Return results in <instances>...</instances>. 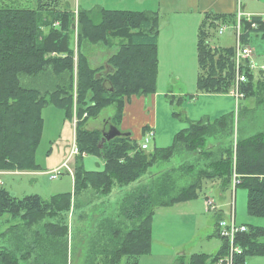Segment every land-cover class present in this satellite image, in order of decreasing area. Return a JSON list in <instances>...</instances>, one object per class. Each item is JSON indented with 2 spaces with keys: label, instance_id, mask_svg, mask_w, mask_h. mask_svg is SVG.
Returning a JSON list of instances; mask_svg holds the SVG:
<instances>
[{
  "label": "trees",
  "instance_id": "obj_1",
  "mask_svg": "<svg viewBox=\"0 0 264 264\" xmlns=\"http://www.w3.org/2000/svg\"><path fill=\"white\" fill-rule=\"evenodd\" d=\"M37 4L36 10L18 9L2 5L0 0V171H40L35 164V152L41 137V112L48 106L62 110L65 120L75 119L78 151L101 158L104 168L102 171H85L79 158L73 175L72 193L55 195L49 200L36 195L14 198L0 183V218L8 214L14 221L19 219L28 226L49 214L55 217L68 212L72 198L87 187L93 188L99 196L108 195L114 186L124 188L139 183L150 167L183 153L187 156L196 154L210 161L198 169L184 161L176 169L172 168L158 177L152 176L148 183L138 184L128 194L125 193L118 211L121 219H103L97 233H102L105 241L93 261L85 264H138L140 257L150 253L155 211L197 199L206 182H221L225 191L231 189L233 169L240 177L237 187L247 191V214L264 218V132L245 139L236 138L220 154L204 150L207 139L227 132L231 135L233 120L230 114L215 121L202 119L195 122L180 112H172V117L184 120L187 127L174 136L171 146L155 148L151 153L140 150L139 144L129 134L104 142L99 149L100 131L85 128L89 118L96 119L102 109L112 106L115 114L114 120L110 118L111 125L118 129L124 106L131 97H148L155 93L157 14L101 9L78 11L77 19L80 21L74 51L73 12L66 8L58 10L56 0H37ZM43 12L47 15L44 16ZM234 15H207L199 27L196 88L201 93L226 94L234 87V47H211L208 41L211 29L217 33L218 24H232ZM252 34H264V21L259 16H252L250 22H244L238 41L247 45ZM114 40L122 43L118 44L117 54L106 63L110 72L102 75L99 68L90 66L84 52L86 43L110 44ZM136 51L144 53V56H137ZM244 70L240 68L239 71L247 79L239 84V91L246 99L258 91L256 87H264V73H245ZM24 77L27 78L26 85L22 84ZM74 78L76 111L72 113L70 102ZM166 97L171 105L178 107L185 100L184 97L174 100V96L169 94ZM84 113L86 117L82 118ZM146 132L147 128H143V134ZM172 172L182 176L174 179ZM185 176L190 177V182L180 185ZM216 218L217 223L221 217L216 215ZM53 228L55 237L66 235L65 226L55 224ZM260 239H264V229L259 227H249L247 233L237 238L243 251L238 263L244 264L248 256H264V242H259ZM40 244L43 253L46 247ZM63 247V244H56L57 259L61 258ZM31 253L32 250L27 255ZM225 253L226 243L221 241L215 255L192 254L189 264H214ZM17 254V250L0 247V264H18L25 260L18 259ZM31 264L39 262L34 260ZM176 264H182L180 257Z\"/></svg>",
  "mask_w": 264,
  "mask_h": 264
},
{
  "label": "rangeland",
  "instance_id": "obj_2",
  "mask_svg": "<svg viewBox=\"0 0 264 264\" xmlns=\"http://www.w3.org/2000/svg\"><path fill=\"white\" fill-rule=\"evenodd\" d=\"M52 1V0H50ZM176 4L169 7L163 4V0H154L152 3L155 6L156 14L161 18V22H164L168 16L174 19L178 24H189L182 14V5L174 0ZM247 1V0H244ZM115 0H56L57 9L67 8L73 12L74 26L72 31L74 35L72 37L73 47L75 51L76 39H77V9L92 11L102 7L107 10H123V5H114ZM12 5L13 8L18 9H34L37 8V0H2V5ZM178 4V5H177ZM250 7H259L264 12V0H248ZM55 5V4H53ZM177 5V6H176ZM241 2L238 0V7L242 13ZM237 12V11H236ZM44 16L47 12H43ZM50 14V13H49ZM246 14V13H245ZM250 15V14H249ZM252 16V15H250ZM264 17V15H261ZM98 17V15H97ZM100 20V19H98ZM176 23V24H177ZM211 33L208 34V41H210L211 47H234L235 40L231 30H227L223 35L218 36L214 29H211ZM76 33V37H75ZM185 34V32H183ZM83 44V41H81ZM119 43H103L98 42L95 44H87L86 46L91 48H98L96 51L100 58H95L94 65L99 63L98 59L102 62H108V60L117 54ZM163 44V43H162ZM187 37L182 35L178 39V53L176 56L183 60V65L178 64L177 60L173 62H167L164 60L160 63L158 70V82L155 87L157 99L155 106L153 126L154 137H151L146 149V153H151L155 148H167L172 145L174 136L181 130H183L186 124L184 120L172 117V112H180L182 114L185 110V116L190 121H199L203 115L214 116L211 121H215L221 116L228 115L233 120L232 133L229 136L226 134L212 137L207 139L204 150H211L214 154H220L224 149L228 147L229 142L245 139L253 136L259 132H264V87H256L258 91L246 99L235 101L230 92L214 96V101L206 98H198V102H193L192 99L185 98L181 107L171 105L169 103L168 95L170 91H176V83L171 82V87L166 88L164 86L165 78L173 76L171 71L179 73H188L190 70L186 67L188 60L192 58V52L188 48ZM248 47L251 50V57L258 64H264V34H252ZM101 52H100V51ZM102 52H104L105 56ZM95 54V52H92ZM137 56L143 57L144 53L136 51ZM103 56V57H102ZM107 57V58H105ZM102 62V63H103ZM171 69V70H170ZM169 75V76H168ZM182 76L179 83L181 86H185L186 89H192V86L188 85L190 79ZM27 78H22V84H25ZM187 81H184V80ZM24 80V81H23ZM174 81V76L172 77ZM183 81V82H182ZM186 84V85H185ZM26 85V84H25ZM74 93L71 103L72 113L76 111V79L74 78ZM191 87V88H190ZM197 90V88H196ZM161 92V93H160ZM200 94L201 93L197 90ZM230 95L228 97L227 95ZM164 95V96H163ZM227 96V97H226ZM90 95L88 96L89 100ZM151 97V96H150ZM148 96L146 100L150 99ZM178 97H174L176 100ZM181 101V100H180ZM185 103V105H184ZM51 107L44 108L41 112L42 128L41 137L35 152V164L39 166L38 172H23V173H10L6 174L0 171V180L2 181L3 188L14 198L21 199L27 196H39L43 200H49L52 196L62 195L72 192V177L75 175V167L79 158L82 159V166L85 171L94 172L102 171L104 163L102 159L93 155H86L78 151L77 155H72L71 151L77 146L75 142V127L71 130L70 124L69 130L64 129L61 134V122L62 110ZM115 110L112 106L105 107L99 113V117L96 119L89 118V122L97 127H103V124L107 122L111 117L114 120ZM147 116V115H146ZM191 116V117H190ZM86 117V113L82 115V118ZM193 117V118H192ZM61 118V119H60ZM71 122L73 120H66ZM112 120H109V124H112ZM107 130L105 128L103 131ZM102 132H100L101 134ZM101 138V135H99ZM145 135L138 137L136 142L140 144L143 141ZM135 141V140H134ZM68 143V153L64 161L57 166L61 175L55 179H49V174L56 170L48 171V164L53 161H59L63 157L66 144ZM59 146V148H57ZM225 151V150H224ZM71 154V155H70ZM186 161L188 164L197 166L196 169L202 167L210 160H205L202 156L192 154L187 156L186 154H180L174 156L168 162H159L150 167L146 173L140 178L139 183H132L124 188H112L111 193L108 195L97 194L93 188H86L79 195L72 198V204L70 210L65 213H60L55 217H50L51 214L42 218L39 222L25 226L21 220H13L10 215L6 214L0 218V247H6L8 250H17L18 259L24 258L18 264H31L34 260H37L39 264L45 262H55L58 264H85L87 261H93L100 246L105 239L102 237V233H97V228L104 221V218H114L118 221L119 207L121 206L122 197L125 193H129L138 184H146L150 181L152 176H161L163 173L168 172L172 168H177L179 164ZM65 164V166H64ZM195 170V168H194ZM63 172V173H62ZM3 173V174H2ZM6 174V175H5ZM182 175L178 172H172V177L177 179ZM190 177L185 176L182 178L181 184L190 182ZM189 179V180H188ZM214 183V185H212ZM141 186V185H140ZM231 189L224 190L221 182H206L204 188L199 194L196 200L189 201L186 204L180 203L168 208H159L155 212L154 217V229L151 238V249L147 256H142L138 260V264H176L177 256L180 252L185 253V258L182 260V264H189V256L192 254H204L212 255L215 253V248L219 247V241L216 235H213V228L216 222V215L211 211L206 210L204 201L211 200L218 208L219 200L225 194L224 205L222 211L226 218L229 214V203H233V213L235 223L239 226L259 227L264 229V218L253 217L247 214V191L244 188L237 187L232 192ZM125 190V191H122ZM225 191V192H224ZM188 206H192L193 209L188 213ZM178 214H181L177 216ZM117 217V219H116ZM7 220V222H6ZM6 222L3 224L2 222ZM52 224V225H51ZM55 224L66 227V235L63 237H55L53 232V226ZM9 226V227H8ZM15 226V227H13ZM65 233V231H64ZM2 234V233H1ZM48 242L45 245V242ZM259 242H264V239H260ZM36 243V244H35ZM42 243L45 252H41ZM64 245L60 251L61 258L57 259L55 254L56 244ZM221 247V245H220ZM31 254L27 255V252ZM96 252V254H93ZM99 259V257H97ZM244 264H264V256H248L244 260Z\"/></svg>",
  "mask_w": 264,
  "mask_h": 264
},
{
  "label": "crops",
  "instance_id": "obj_3",
  "mask_svg": "<svg viewBox=\"0 0 264 264\" xmlns=\"http://www.w3.org/2000/svg\"><path fill=\"white\" fill-rule=\"evenodd\" d=\"M8 1L10 2V0H8ZM14 1H16V0H14ZM153 1L154 0H115L114 5H116V4L117 5H123L125 9H123V10H107V9L102 8V7L101 8L98 7V8L101 10H106V11H130V12H137V13H144V14H149V15L152 14L153 15V14H156V12H157L154 9L155 6L152 3ZM177 2L182 5V10L184 11L182 14L184 15V17H188L185 19L187 21H190V22H189V24H178L170 16H168V18H166L164 20V22H161L160 21L161 18L157 15V17H158V33H157V66H158V70L160 67V63L164 60H167V62L170 63V62H173L174 59H176L178 64L183 65V60L179 59L176 56V53H178V39L181 38L182 35H186L187 45H189L188 48L190 47L189 49L192 52V58H190V60H188L187 65H186V67H188L190 70L188 71V73H185V75H184V73L182 75V73L171 71V73L174 76V81H172L173 76L170 77L168 75L169 78H165L164 86L166 88H170L171 82H173V84L176 83V88H177L176 91L174 92L172 90L169 93V95H173L174 97H184V98L189 97L195 103L198 102V98H202V97L203 98L205 97L206 100L209 99L211 101H214V96H219V95L200 94L196 90V78H197L196 43H197V34H198V30H199V27H200L202 21H204L206 19L207 15H234L237 11L238 0H177ZM239 2H241V4H242L241 8H242L244 13H246L248 15L250 14L252 16L264 15V12L259 7H252L251 8L250 5L248 4V0L247 1L239 0ZM163 4H165L169 7H172L176 4V2L174 0H163ZM5 6L12 7L11 4L5 5ZM37 7H38V5H37ZM31 10H34V9H31ZM77 11L84 12L85 10H80V9L78 10L77 9ZM85 12H90V11H85ZM183 32H185V34H183ZM73 35H74V32L72 33V37H73ZM75 37H76V33H75ZM73 40L74 39H72V46L74 44ZM111 43H122V41L114 40ZM75 49H76V47H75ZM97 50H98L97 47L91 48V47L87 46L84 49V52L86 53V55L88 57L87 59H88L90 66L92 68H99L101 70L100 74L105 75L108 72H110V70L108 69L106 62L102 61L103 62L102 63L100 61L101 58H100V56L97 55V53H96ZM92 52H95V54H93ZM102 53L104 54V52H102ZM105 56H107V55H105ZM95 58H100V60L98 59L99 63L97 65H94V62L96 60ZM105 58H107V57H105ZM158 75L156 77V85L158 82V80H157ZM182 76L190 79V81H188V82H190L188 85L192 86V89H189V87H188V89H186L185 86L184 87L181 86L182 83H179V81H180V79L182 80ZM184 81H187V80H184ZM156 91L157 90H155L154 94L150 95L151 97L149 96L150 99L148 101L146 100L147 97L133 96L130 98L129 102L127 104H125V106H124L122 120L118 126V129L123 133L129 134L130 138L132 140L136 141V140H138V137L140 138L141 136L144 135L143 134V128H147V131L151 130L153 132V126L155 124V120H154L155 106H156V99H157ZM227 96L230 97L229 94ZM184 105H185V103H184ZM51 107L54 108V106H48L46 108H51ZM183 113L185 114V110L183 111ZM61 115H62V119L60 118L61 119L60 120V122H61L60 130H61V134H62V131H64V129H66L67 131L69 130V126L67 125V123L70 124L71 130L75 127V119H73V121L71 123V122H68L64 119L63 112ZM213 118H214V116L210 117L209 115H203L198 120L200 121L202 119H208L211 121ZM110 125L111 124H109V118H108L107 122H105L103 124V127H97L96 125H93L89 121H87L85 128L87 130H98L100 132H105L108 130ZM105 128H107V130L103 131ZM72 132H73V130H72ZM73 134H74V132H73ZM152 137H154V132H153ZM57 148H59V146H57ZM67 149H68V143L66 144L65 150L63 152V157L59 161L50 162L47 166L48 171H51L53 169L58 168L57 166H59L64 161V159L68 153L69 149L68 150ZM3 173L10 174V173H23V172L7 171V172H3ZM0 182L2 184L1 180H0ZM212 185H214V183ZM72 191H73V177H72ZM122 191H125V190H122ZM70 193H72V192H70ZM224 199H225V194L219 200L220 203L218 204V208L215 212V215H218L221 218H223L225 216V215H223L224 212L222 211V206L224 205V203H223ZM202 202H204L203 198H202ZM187 203L184 202V204H186V205H187ZM178 204H180V203H178ZM178 204H175V205H178ZM191 209H193V207L188 206V210H189L188 213L183 211V214L192 213L190 211ZM229 209H230V203H229ZM179 215H181V214H178L177 216H179ZM154 217H155V213H154V216L152 219V233H153V229H154V224H153L154 223ZM213 235L217 236V234H216V222H215V225L213 228ZM218 240L220 241L219 238H218ZM219 244L221 245V241L219 242ZM220 245L218 248L216 246V248H215L216 251H215V253H212V255H215L219 251ZM212 255H209V256H212ZM179 257L183 260V258H185V253L180 252V254H178V256H177V259Z\"/></svg>",
  "mask_w": 264,
  "mask_h": 264
},
{
  "label": "built area",
  "instance_id": "obj_4",
  "mask_svg": "<svg viewBox=\"0 0 264 264\" xmlns=\"http://www.w3.org/2000/svg\"><path fill=\"white\" fill-rule=\"evenodd\" d=\"M234 21L232 24H218L217 35H223L227 30H231L234 35L235 40V49L233 62L236 71V78L234 82V87L231 90L230 94L233 96L235 101L242 100L244 98L243 94L239 91V84H243L246 81V76L243 72H240V68H244V72L248 71L249 73L256 74L258 72L264 73V64H258L253 57H251V50L247 45H241L238 41L240 33L243 29V24L245 21L250 22L251 17L248 14L242 13L239 9L234 15ZM262 21H264L263 16H259ZM253 26V25H252ZM246 73V72H245ZM143 141L139 144V149L146 151L150 138L153 136V132L148 130L144 134ZM72 155L78 154V149L75 147L71 151ZM70 154V155H71ZM65 166V164H64ZM63 173V172H62ZM61 175L60 168L52 171L49 174V179L55 180ZM239 175L233 169L231 176V187L232 192L239 185ZM1 183V182H0ZM206 210L211 211L212 213L216 212L217 206L211 200L204 201ZM247 233V228L245 226H239L235 223L234 213H233V203L230 202L229 214L226 218H221L216 223V234L217 237L226 243V253L220 257L214 264H240L238 259L242 256V248L237 241L241 235Z\"/></svg>",
  "mask_w": 264,
  "mask_h": 264
},
{
  "label": "water",
  "instance_id": "obj_5",
  "mask_svg": "<svg viewBox=\"0 0 264 264\" xmlns=\"http://www.w3.org/2000/svg\"><path fill=\"white\" fill-rule=\"evenodd\" d=\"M127 135L128 134L123 133L116 127L110 125L107 131L101 133V140H100V145L98 146V148L100 149L104 142H109L115 138H119V137H123Z\"/></svg>",
  "mask_w": 264,
  "mask_h": 264
}]
</instances>
